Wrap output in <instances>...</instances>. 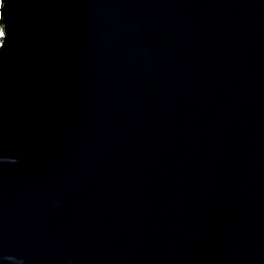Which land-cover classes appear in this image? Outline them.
Instances as JSON below:
<instances>
[{
  "label": "water",
  "instance_id": "water-1",
  "mask_svg": "<svg viewBox=\"0 0 264 264\" xmlns=\"http://www.w3.org/2000/svg\"><path fill=\"white\" fill-rule=\"evenodd\" d=\"M0 264H264V0H5Z\"/></svg>",
  "mask_w": 264,
  "mask_h": 264
},
{
  "label": "snow or ice",
  "instance_id": "snow-or-ice-1",
  "mask_svg": "<svg viewBox=\"0 0 264 264\" xmlns=\"http://www.w3.org/2000/svg\"><path fill=\"white\" fill-rule=\"evenodd\" d=\"M4 2H5V0H0V7L4 6ZM6 34H7L6 29L3 26L2 30H0V37H4V36H6Z\"/></svg>",
  "mask_w": 264,
  "mask_h": 264
}]
</instances>
